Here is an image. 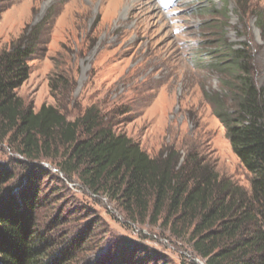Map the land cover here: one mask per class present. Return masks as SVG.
<instances>
[{"label": "rangeland", "instance_id": "rangeland-1", "mask_svg": "<svg viewBox=\"0 0 264 264\" xmlns=\"http://www.w3.org/2000/svg\"><path fill=\"white\" fill-rule=\"evenodd\" d=\"M35 26L29 76L16 89L25 105L57 106L73 119L94 104L149 155L195 141L220 178L249 187L204 92L222 89L211 66L220 40L249 45L254 81L264 89V0H0V50ZM58 75L70 90L56 99L49 80ZM15 158L23 159L0 142V164L12 167ZM40 163L51 171L40 177L42 228L60 218L55 231L78 234L88 247L131 248L142 264H205L189 234L172 236L160 221L134 222L54 162Z\"/></svg>", "mask_w": 264, "mask_h": 264}, {"label": "trees", "instance_id": "trees-1", "mask_svg": "<svg viewBox=\"0 0 264 264\" xmlns=\"http://www.w3.org/2000/svg\"><path fill=\"white\" fill-rule=\"evenodd\" d=\"M39 29L0 50V142L23 157L12 167L0 164V264H142L131 248L88 247L78 234L56 232L60 218L42 228L40 177L51 175L43 159L91 193L116 201L130 220L160 221L175 237L189 234L205 264H264V89L254 81L249 45L234 48L220 40L211 66L222 75V89L204 92L249 174L245 188L220 178L195 141L151 156L94 104L73 119L57 106L34 111L25 105L16 89L29 76ZM49 87L56 99L70 90L62 75Z\"/></svg>", "mask_w": 264, "mask_h": 264}]
</instances>
